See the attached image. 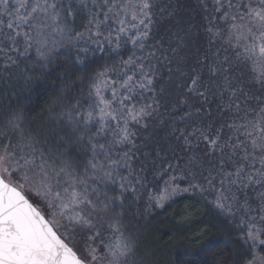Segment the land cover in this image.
<instances>
[{"label": "snow or ice", "instance_id": "6c2138e0", "mask_svg": "<svg viewBox=\"0 0 264 264\" xmlns=\"http://www.w3.org/2000/svg\"><path fill=\"white\" fill-rule=\"evenodd\" d=\"M180 194L264 264V0H0V264H158Z\"/></svg>", "mask_w": 264, "mask_h": 264}, {"label": "trees", "instance_id": "16d2710c", "mask_svg": "<svg viewBox=\"0 0 264 264\" xmlns=\"http://www.w3.org/2000/svg\"><path fill=\"white\" fill-rule=\"evenodd\" d=\"M50 79L55 81V84L46 85L44 92L38 97L33 96L31 106L41 105L51 93V89L60 83L55 75ZM172 204L176 208L175 211L167 209L160 214L161 212L156 210L147 231L151 232L156 241V259L163 260V264H190V252L199 244L194 236L207 219L202 215L206 210L197 204L190 194H180ZM180 209L184 210V215L178 214ZM188 213H191V216L185 219ZM224 231L226 232V229ZM212 251L215 252L216 249ZM207 259L211 264L213 259L211 252L207 254Z\"/></svg>", "mask_w": 264, "mask_h": 264}, {"label": "rangeland", "instance_id": "374dc122", "mask_svg": "<svg viewBox=\"0 0 264 264\" xmlns=\"http://www.w3.org/2000/svg\"><path fill=\"white\" fill-rule=\"evenodd\" d=\"M167 209H173L174 211L176 210L175 206L171 203L170 205H166L163 209H158L162 214L164 213V211H166ZM181 213V215H184V210L180 209L178 214ZM158 264H163V260L161 259H157Z\"/></svg>", "mask_w": 264, "mask_h": 264}]
</instances>
